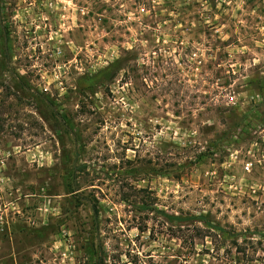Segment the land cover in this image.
<instances>
[{
	"label": "rangeland",
	"instance_id": "1",
	"mask_svg": "<svg viewBox=\"0 0 264 264\" xmlns=\"http://www.w3.org/2000/svg\"><path fill=\"white\" fill-rule=\"evenodd\" d=\"M0 264H264V0H0Z\"/></svg>",
	"mask_w": 264,
	"mask_h": 264
},
{
	"label": "built area",
	"instance_id": "2",
	"mask_svg": "<svg viewBox=\"0 0 264 264\" xmlns=\"http://www.w3.org/2000/svg\"><path fill=\"white\" fill-rule=\"evenodd\" d=\"M82 14H84V9L82 8V11H81ZM228 101H229V104H233L234 103V96H228Z\"/></svg>",
	"mask_w": 264,
	"mask_h": 264
},
{
	"label": "trees",
	"instance_id": "3",
	"mask_svg": "<svg viewBox=\"0 0 264 264\" xmlns=\"http://www.w3.org/2000/svg\"><path fill=\"white\" fill-rule=\"evenodd\" d=\"M142 210H148V208L147 207H145L144 209H142ZM145 212H147V211H145Z\"/></svg>",
	"mask_w": 264,
	"mask_h": 264
}]
</instances>
